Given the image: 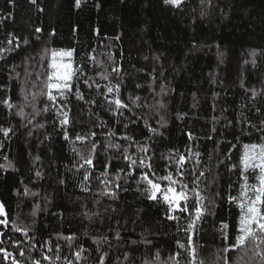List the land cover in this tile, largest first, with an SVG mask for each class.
Masks as SVG:
<instances>
[{
  "label": "trees",
  "instance_id": "1",
  "mask_svg": "<svg viewBox=\"0 0 264 264\" xmlns=\"http://www.w3.org/2000/svg\"><path fill=\"white\" fill-rule=\"evenodd\" d=\"M46 50L73 51L83 68L55 104L39 95ZM111 85L131 111L114 113ZM0 129H11L0 132V264H174L177 252L191 264L178 244L193 233L203 264H264L251 242L224 251L240 234L233 198L245 175L256 183L243 145L264 143V0H0ZM150 171L162 187L158 177L179 181L191 215L147 198ZM193 204L203 212L189 229Z\"/></svg>",
  "mask_w": 264,
  "mask_h": 264
},
{
  "label": "snow or ice",
  "instance_id": "2",
  "mask_svg": "<svg viewBox=\"0 0 264 264\" xmlns=\"http://www.w3.org/2000/svg\"><path fill=\"white\" fill-rule=\"evenodd\" d=\"M33 4L36 3V0H31ZM209 4L211 3V0H208ZM166 4H170L174 7L179 8L182 3H184V0H165ZM81 0H76V6L80 7ZM37 31H40V29H37ZM9 43H12L11 40L8 41ZM27 43V41H25ZM45 57L49 58V63L47 65H42L44 71L42 75H44V80L42 81L43 88L40 90L39 95L46 96L48 101L52 104H55L56 101L60 98H66V92L71 91V81L74 78H77L80 73L83 72V68H74L73 66V51H56V50H50L45 51V56L42 57L44 59ZM67 58V59H65ZM90 59L95 60L94 57H91ZM113 71L119 72L120 69L113 68ZM39 75V74H38ZM102 79H108L107 76L102 75ZM139 87V85H137ZM107 92L111 95H113V99L109 100L108 103L110 105H114V113H119L120 115L123 114L121 110L127 109L131 111V108L128 104H126L121 98H120V85H111L107 87ZM36 93H33V98L36 97ZM79 99H83L82 95H78ZM27 99V97H25ZM132 104L136 105L137 102L141 99L139 96L136 97H129L128 98ZM7 106L9 108H12L13 105L11 102H6ZM139 106V105H137ZM163 106V105H161ZM47 108H44L43 111H47ZM20 115H23V112L21 111L18 113ZM134 114V113H133ZM62 124H68L69 120L67 117V113L64 114V119L61 121ZM11 129H0V132H3L5 136L9 134ZM92 135H95L94 133ZM68 137L65 136V139ZM78 140L84 141L86 137L77 136ZM124 139H131L130 137H124ZM111 147H115L117 149L120 148L119 145H110ZM95 147V145H93ZM140 151L147 152L146 148L141 147ZM199 155V154H197ZM39 159V158H37ZM81 159L84 160V164H87L89 166L93 165V160L88 157H81ZM126 159L129 161L130 166H143L151 170V164L146 163L144 159H140L139 162L137 159L132 158L131 156H126ZM241 162L243 165L244 172H251L253 179L256 181V183H249L248 182V176H244V183L241 187V195L238 198H233L237 201L238 207L241 210L240 215V227H239V235L236 236L234 244L232 245L231 249L225 248L224 251L227 253L229 250H235L240 249L242 252L246 248L249 242H251L254 246V249H260V251H257V255L261 256V259L264 260V143L259 144H245L243 145V154L241 158ZM178 164H180L181 167L186 163L185 157L180 156L178 161ZM83 167V165H81ZM37 176H40L41 173L37 172ZM150 176H155L154 172H146L142 174L141 181L146 184V187L144 191L148 194V199L152 201H160L168 206V209L175 213L179 211L181 214L183 213H189L191 215V212H189V208L187 206L188 202V195L185 191L180 190L178 191L174 185L179 183L178 180L173 179L172 174L164 175L162 177H158L157 180H164L168 181V185L165 187H162L161 183L153 180L150 178ZM89 178L87 169H85V176L84 179L87 180ZM181 188L185 189L187 188V184H181ZM85 190H87L85 188ZM28 194V191L26 189L25 195ZM109 195L115 197V192L108 193ZM32 195H37V193H32ZM197 196L202 201L204 197L200 196L199 193H197ZM183 202L184 206H181ZM37 210L39 209V206L37 205ZM193 208L195 209V220H193L192 223L188 225V228H194L195 221H198L202 215L203 209L200 206H197L196 204H193ZM35 212H33V216H35ZM87 215V214H86ZM0 216H6L5 209L3 203H0ZM172 220H179L180 217L176 215H170L168 217ZM0 224H7V220H0ZM225 228H227V225H224ZM17 232H23L24 236H28V229H21L19 227L15 228ZM0 235H3V233H0ZM194 236V233H193ZM193 236L188 237V245L185 244H178V247L180 249L189 250L190 246V252L192 256V262L191 264H203V261L197 260V249L195 247V242L193 239ZM65 239L72 240L74 237H66ZM117 239H119V236L117 235ZM2 242V241H0ZM98 243V242H97ZM135 243V242H133ZM51 251V248H49ZM24 253L21 252L20 255H23ZM246 254V253H244ZM6 255H10L7 254ZM105 256L107 253L104 254ZM180 253L177 252L174 257H170V259L174 260V264H179V260L177 257H179ZM77 259L80 258V253H76ZM45 259H48V257H44ZM159 253H156V259L159 260ZM127 259V256L125 257ZM224 264H240V261L243 260V255H241L236 261H231L227 258V256L223 257ZM14 264L16 262L14 261ZM36 264H39V261L36 262ZM101 264H103V261H101ZM144 264H150L149 261H144Z\"/></svg>",
  "mask_w": 264,
  "mask_h": 264
},
{
  "label": "rangeland",
  "instance_id": "3",
  "mask_svg": "<svg viewBox=\"0 0 264 264\" xmlns=\"http://www.w3.org/2000/svg\"><path fill=\"white\" fill-rule=\"evenodd\" d=\"M186 0H184V2H185ZM62 51H66V50H62ZM65 59H67V58H65ZM72 60H73V57H72Z\"/></svg>",
  "mask_w": 264,
  "mask_h": 264
}]
</instances>
